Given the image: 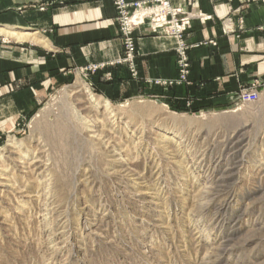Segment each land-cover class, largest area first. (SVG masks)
<instances>
[{"label":"rangeland","instance_id":"rangeland-1","mask_svg":"<svg viewBox=\"0 0 264 264\" xmlns=\"http://www.w3.org/2000/svg\"><path fill=\"white\" fill-rule=\"evenodd\" d=\"M71 73L0 134V264H264V93L114 102Z\"/></svg>","mask_w":264,"mask_h":264},{"label":"crops","instance_id":"crops-1","mask_svg":"<svg viewBox=\"0 0 264 264\" xmlns=\"http://www.w3.org/2000/svg\"><path fill=\"white\" fill-rule=\"evenodd\" d=\"M170 4L190 18L188 84L164 90L150 83L177 77L176 42L136 31L137 78L124 66H107L89 77L100 95L114 102L135 97L163 105L190 102L204 109L231 106L252 87L264 93V0ZM115 16L112 0H0V29L36 37L25 41L29 44L0 39V134L10 133L20 114L41 104L75 69L121 57Z\"/></svg>","mask_w":264,"mask_h":264},{"label":"built area","instance_id":"built-area-1","mask_svg":"<svg viewBox=\"0 0 264 264\" xmlns=\"http://www.w3.org/2000/svg\"><path fill=\"white\" fill-rule=\"evenodd\" d=\"M116 12V23L122 44V55L119 59L108 64H92L82 68L84 75L95 74L107 66H124L133 79L137 78V51L136 31L151 34H165L175 39V64L177 77L173 80L154 79L150 83L155 86L167 88L188 83L190 63L188 58V45L186 43V30L190 18L171 6L170 0H112ZM147 27V29H145ZM105 79H111V74H105ZM259 93L256 88L240 92L243 103L258 100Z\"/></svg>","mask_w":264,"mask_h":264},{"label":"bare ground","instance_id":"bare-ground-1","mask_svg":"<svg viewBox=\"0 0 264 264\" xmlns=\"http://www.w3.org/2000/svg\"><path fill=\"white\" fill-rule=\"evenodd\" d=\"M0 33L7 34L9 37L13 38L16 41H26V40H36L35 34H25L21 31H13L8 32L4 29H0ZM86 103L89 105V109L92 112H96L98 109H104V111H110V108L108 107L109 104L107 102L99 101L98 98H95L94 95H89L88 98H86ZM109 113V112H108ZM22 164V163H20Z\"/></svg>","mask_w":264,"mask_h":264}]
</instances>
